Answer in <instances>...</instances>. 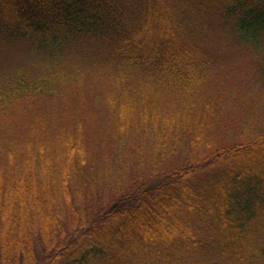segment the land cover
<instances>
[{
  "label": "trees",
  "instance_id": "obj_1",
  "mask_svg": "<svg viewBox=\"0 0 264 264\" xmlns=\"http://www.w3.org/2000/svg\"><path fill=\"white\" fill-rule=\"evenodd\" d=\"M213 38L264 86V0H0V264H264V96Z\"/></svg>",
  "mask_w": 264,
  "mask_h": 264
},
{
  "label": "rangeland",
  "instance_id": "obj_2",
  "mask_svg": "<svg viewBox=\"0 0 264 264\" xmlns=\"http://www.w3.org/2000/svg\"><path fill=\"white\" fill-rule=\"evenodd\" d=\"M213 42L217 45L215 46L216 55L224 57L227 63L226 67L229 77L225 76V80H221L219 85H221V82L222 84L224 82L225 87L230 91L229 95L232 94L231 97H233L237 103L235 104V102L232 101L230 104L253 105L257 100V96H264V86H258L256 84V80L253 76L254 70H252L248 52L232 44L222 47L221 42L218 41L217 38H213ZM18 56L19 55L11 53L6 54L2 50L0 52V71L12 66V64L18 60ZM262 103H264V100H261L257 105ZM263 110L264 108L262 111Z\"/></svg>",
  "mask_w": 264,
  "mask_h": 264
}]
</instances>
